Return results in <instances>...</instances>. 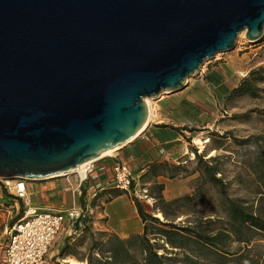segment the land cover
<instances>
[{
    "label": "water",
    "instance_id": "obj_1",
    "mask_svg": "<svg viewBox=\"0 0 264 264\" xmlns=\"http://www.w3.org/2000/svg\"><path fill=\"white\" fill-rule=\"evenodd\" d=\"M242 31L264 38V0H0V179L64 176L122 148L146 98L182 90Z\"/></svg>",
    "mask_w": 264,
    "mask_h": 264
},
{
    "label": "trees",
    "instance_id": "obj_2",
    "mask_svg": "<svg viewBox=\"0 0 264 264\" xmlns=\"http://www.w3.org/2000/svg\"><path fill=\"white\" fill-rule=\"evenodd\" d=\"M261 94H264V65L250 70L226 96L224 105L228 106L240 97L258 98ZM235 142L244 146L248 141L235 139ZM193 153L195 166L191 170L185 160L178 164L155 162L139 177L142 184H149L147 197L153 201L148 212L137 198L131 199L142 225L141 233L121 239L111 232L94 231L83 219L82 227L77 223L73 225L76 236L65 239L58 257H72L86 264H264L259 242L253 243L254 240H264V218L248 211L226 194L225 184L217 176L220 172L213 164L216 157L204 160L203 155ZM194 174H197L194 194L164 200V186L156 181L158 176L175 179ZM207 185L216 192V207L205 205V215L199 219L189 220L186 224L175 223L179 204L195 201L196 195L202 197ZM109 193L114 196L124 194L120 190ZM94 202L95 198L91 204ZM85 240L88 243L84 253L75 251L74 245H82ZM232 243L238 244L236 249H230Z\"/></svg>",
    "mask_w": 264,
    "mask_h": 264
},
{
    "label": "rangeland",
    "instance_id": "obj_3",
    "mask_svg": "<svg viewBox=\"0 0 264 264\" xmlns=\"http://www.w3.org/2000/svg\"><path fill=\"white\" fill-rule=\"evenodd\" d=\"M258 63L260 64L257 67L264 65V38L258 43H249L244 35L241 36L239 34L235 41V48L232 51L217 54L214 59L205 61L199 71L200 73H204L210 66L213 67L214 65L226 64L227 66L231 65V67H229L230 69L234 68L237 71L239 69L240 72H243V70L246 71ZM229 68H227V70H229ZM197 77L198 75H193L186 81H188V83L193 82ZM181 93H184V90L175 93L164 91L155 97L146 98L147 102H149L151 114L145 129L151 124L163 125L165 120L162 121V119H165L167 115H169L172 120L175 118L179 121L178 123L182 124L177 130L179 131L181 142L187 145L186 147L189 155H186L184 162L187 164L188 170L193 169L195 166V156L193 151H196L199 155H203L204 160L216 157V161L215 163L213 162V164H216V167L220 172L217 176L224 182L226 194L231 199L236 200L243 207L248 209V211L252 213L254 212V214L264 218V176L261 175L264 174V94H261L258 98H251L248 96L240 97L230 102L228 106H220L218 111L214 113L209 128H205L204 125H201L200 123L194 124L190 121L193 112L190 107L191 103L187 101L186 96L182 97V101H179L178 105L169 103L167 106H161V102L165 99H170L171 97H174L173 95H181ZM177 106L179 109L175 111L176 108H174L173 110V107ZM172 111H174L173 114ZM210 133H214V135ZM210 135L212 136L210 137ZM222 135H225L226 137H219ZM235 139H246L248 142L246 145L240 146L235 142ZM118 150L92 161L88 164L89 167L91 168L93 164L98 163L103 158L111 157L118 152ZM103 172H105L104 175H106L107 172L110 174L111 184L114 185L113 167L104 170ZM82 173L85 174L84 179L82 178ZM68 175L75 177L77 183L83 179L79 183L82 185L84 182L88 183L93 181L92 176L94 173L83 170L82 172L73 171L64 176H57L44 180L24 181L28 187L29 184H39L54 179H64ZM196 179L191 183V185H193L192 192L186 195L194 194L197 185ZM2 181L3 180L0 179L1 185L3 184ZM8 184L12 185L13 182H9ZM148 187L149 185L142 184V182L139 181V178H133L132 183L127 190L114 189L123 191L124 194H127V197L130 200L132 198H137L149 212L153 201L146 197ZM78 188L79 195L76 191L75 196L78 195L79 203L77 202L76 205L80 206L83 210L84 216L82 220L86 219L87 223L91 224L94 231H104L103 227H108L109 224L106 223L107 216H105L106 212L110 216L109 223L112 225L119 220L121 213L125 212V209L120 202H114L113 205L107 206L105 209L106 212H104V207L100 205V200L96 201V196L93 198L89 196L86 197L87 188L83 189L81 186ZM71 194L73 196L72 192ZM31 196V191L27 190L26 198L23 200L22 205H20L18 210L20 213L16 218H19L26 209L35 208L29 203V198ZM37 198L38 196H33L32 201H35ZM94 198L95 202L94 204H91V201ZM194 200L195 201H185L179 204V207L177 208L178 217L175 219V223L186 224L189 220L193 221L199 219L201 216L205 215L203 212L205 205L208 207L212 206L213 208L216 207L217 195L214 189L207 185L204 187L202 197H197L196 195ZM102 201L104 203L107 202L104 199H102ZM83 205L86 206L85 209L83 208ZM155 216L160 220L163 219L161 215L156 214ZM82 220L78 227H82ZM69 230L72 231V227L65 225L56 236L59 237L58 241L62 240L65 233ZM56 237L54 241L56 240ZM54 241L53 243H55ZM257 242H259L258 245L262 257V255H264V240L253 241V243ZM87 243L88 241L85 240V243L82 245L76 244L75 246L73 242H70V244L74 245V249H76L75 251H78L81 254L84 253ZM52 244L46 253L45 264H59V262L55 260V257L48 258V253ZM237 246L238 244L232 243L230 244V249H236ZM251 254H253V252H251ZM69 259H71V263L73 262L72 264H75L76 259L72 257H69ZM77 264L86 263L82 262Z\"/></svg>",
    "mask_w": 264,
    "mask_h": 264
},
{
    "label": "crops",
    "instance_id": "obj_4",
    "mask_svg": "<svg viewBox=\"0 0 264 264\" xmlns=\"http://www.w3.org/2000/svg\"><path fill=\"white\" fill-rule=\"evenodd\" d=\"M227 53V52H226ZM260 63L254 67L249 68L243 72L238 69L229 68L226 64L210 66L204 73L199 70L196 73L198 77L193 82L186 81L185 87L182 89L184 93L181 95H173L170 99H165L161 102V106L170 104H177L182 101V97L190 104L191 122L194 124L200 123L205 128H209L214 113L218 111L220 106L224 105L225 98L229 92L234 89L239 81L247 75V73L256 68ZM229 68V70H227ZM177 111L179 108L173 107ZM174 111H172L173 114ZM167 115V114H166ZM152 117V116H151ZM163 125L151 124L147 129L140 133L137 137L131 140L128 144L123 146L114 155L108 158L101 159L98 163L93 164L89 172H93L92 180L82 185L77 183V179L73 176H66L64 179L51 180L39 184H29L26 189L31 191L32 196L29 198V203L37 209H67L73 204L79 203L78 195L75 196L73 190L76 187L87 188L86 197L93 198L98 196L96 201L100 200V205L104 207V212L107 206L113 205L114 202L121 203L125 212L121 213L119 220L115 224H110V216H107L108 227H103L106 232L114 233L117 237L124 239L132 234H139L142 230L140 219L137 215L136 208L133 202L127 197V194L114 196L112 193L114 185L111 184L110 174L107 172L104 175V170L112 168L116 162H121L127 165L130 173L134 179H138L144 174L150 164L155 162H167L170 164H178L186 158L188 154L187 145L181 142L179 128L181 123H178L175 118H170L169 115L165 119ZM171 120V122H170ZM170 122V123H168ZM177 122V123H176ZM184 163V162H183ZM197 178V174L188 177H179L175 179H166L158 176L156 181L163 184L162 196L164 200L171 201L173 199L184 196L193 190L191 183ZM194 184V183H193ZM149 185V184H148ZM79 189V188H78ZM73 193V196L71 194ZM71 194V195H70ZM103 194L102 197L100 195ZM33 196H38L35 201H32ZM147 197V196H146ZM149 198V197H148ZM84 199V198H83ZM102 199H107L103 202ZM151 199V198H150ZM88 200V199H87ZM22 200L16 199L13 195L8 193L4 185L0 184V260L2 251L7 240L8 229L12 223L18 219L19 208L22 205ZM81 202V201H80ZM152 206V205H151ZM24 208V207H23ZM74 235L73 231L69 230L65 233L62 240L56 237L55 243L52 244L48 253V258L55 257L59 264H72L69 257L62 259L58 257V253L63 246L65 239L68 236ZM75 264L82 263L75 260ZM85 263V262H84Z\"/></svg>",
    "mask_w": 264,
    "mask_h": 264
},
{
    "label": "built area",
    "instance_id": "obj_5",
    "mask_svg": "<svg viewBox=\"0 0 264 264\" xmlns=\"http://www.w3.org/2000/svg\"><path fill=\"white\" fill-rule=\"evenodd\" d=\"M84 171H90L89 165ZM132 180V174L124 163L116 162L113 165L115 188L127 190ZM2 182L6 191L16 199L23 201L26 198L24 180ZM9 182L13 184L9 185ZM78 187L73 192L78 190ZM83 216L82 208L76 204L67 209H26L8 229L0 264H45L46 253L57 234L65 225H79Z\"/></svg>",
    "mask_w": 264,
    "mask_h": 264
},
{
    "label": "bare ground",
    "instance_id": "obj_6",
    "mask_svg": "<svg viewBox=\"0 0 264 264\" xmlns=\"http://www.w3.org/2000/svg\"><path fill=\"white\" fill-rule=\"evenodd\" d=\"M240 35L241 36H243L244 35V31H242L241 33H240ZM146 101V103H147V105H148V108H149V116H148V119H149V117H150V114H151V109H150V106H149V102H147V100H145ZM147 123H148V120H147ZM146 123V124H147ZM116 149H113V150H109V151H107V152H105L103 155H101L100 157H98V158H101V157H104V156H107V155H109V154H111L112 152H114ZM98 158H96V159H98ZM95 160V159H94ZM92 161H90V162H87V163H85V164H83V165H81V166H79V167H77L76 169H74L73 171L74 172H82V170L84 171V169H85V167L89 164V163H91ZM85 173V172H84ZM84 173H82V178L84 179L85 178V174Z\"/></svg>",
    "mask_w": 264,
    "mask_h": 264
}]
</instances>
